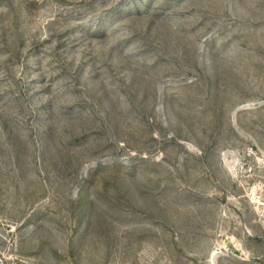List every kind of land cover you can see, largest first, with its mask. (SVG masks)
I'll list each match as a JSON object with an SVG mask.
<instances>
[{
    "label": "rangeland",
    "instance_id": "1",
    "mask_svg": "<svg viewBox=\"0 0 264 264\" xmlns=\"http://www.w3.org/2000/svg\"><path fill=\"white\" fill-rule=\"evenodd\" d=\"M0 264H264V0H0Z\"/></svg>",
    "mask_w": 264,
    "mask_h": 264
},
{
    "label": "built area",
    "instance_id": "2",
    "mask_svg": "<svg viewBox=\"0 0 264 264\" xmlns=\"http://www.w3.org/2000/svg\"><path fill=\"white\" fill-rule=\"evenodd\" d=\"M253 194V196H252V198H253V201L256 199V198H258L259 199V197L256 195V193H252Z\"/></svg>",
    "mask_w": 264,
    "mask_h": 264
}]
</instances>
